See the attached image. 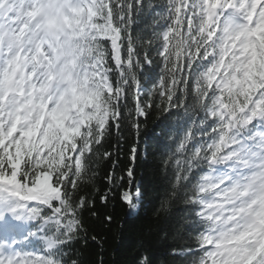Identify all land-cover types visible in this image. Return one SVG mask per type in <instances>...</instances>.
Returning a JSON list of instances; mask_svg holds the SVG:
<instances>
[{
    "label": "snow or ice",
    "instance_id": "obj_1",
    "mask_svg": "<svg viewBox=\"0 0 264 264\" xmlns=\"http://www.w3.org/2000/svg\"><path fill=\"white\" fill-rule=\"evenodd\" d=\"M133 113L138 138L152 116L177 130L165 204L184 197L194 235L176 254L264 264V0H0V264H81L70 250L87 243L85 213L100 218L84 185ZM115 169L100 205L119 190L138 209L134 169Z\"/></svg>",
    "mask_w": 264,
    "mask_h": 264
},
{
    "label": "trees",
    "instance_id": "obj_2",
    "mask_svg": "<svg viewBox=\"0 0 264 264\" xmlns=\"http://www.w3.org/2000/svg\"><path fill=\"white\" fill-rule=\"evenodd\" d=\"M152 5L163 4L164 0H146ZM156 11H160L159 8ZM138 34L149 35L153 30L152 10L145 11L136 25ZM153 57L155 53L153 52ZM159 60L152 67H146L145 77L148 86L155 83L160 74ZM128 107H134L131 99ZM135 114L129 118L119 131H113L109 139L108 150L113 152L111 159L102 161L98 168V175L93 184L84 185V191L94 193L100 218H92L85 213L86 224L89 227L88 240L73 243L72 258H77L81 264H140L146 256L149 264H190V257L177 255L182 247L191 244L194 235L190 228L192 212L184 197L178 196L165 204L168 192L173 182L174 165L165 166L164 161L169 158L175 144L169 135L176 137V128L165 135L164 126L152 116L143 121L139 138L130 122ZM137 147V158L133 162L131 149ZM113 162L116 173L124 175L129 167L134 169L135 185H139L143 192L141 205L131 210L119 198V190L115 192V199L109 202L105 209L99 203V196L109 185L105 180L108 172L112 171ZM124 186L128 187L126 178ZM95 189H99L96 193ZM105 214L113 217L111 223L104 222ZM96 237L95 240L92 237Z\"/></svg>",
    "mask_w": 264,
    "mask_h": 264
}]
</instances>
